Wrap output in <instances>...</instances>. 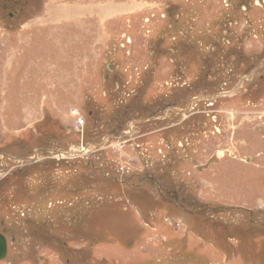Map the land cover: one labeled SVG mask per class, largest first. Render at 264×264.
Returning a JSON list of instances; mask_svg holds the SVG:
<instances>
[{"label":"rangeland","instance_id":"rangeland-1","mask_svg":"<svg viewBox=\"0 0 264 264\" xmlns=\"http://www.w3.org/2000/svg\"><path fill=\"white\" fill-rule=\"evenodd\" d=\"M262 62L264 0H0V264H264Z\"/></svg>","mask_w":264,"mask_h":264},{"label":"water","instance_id":"water-1","mask_svg":"<svg viewBox=\"0 0 264 264\" xmlns=\"http://www.w3.org/2000/svg\"><path fill=\"white\" fill-rule=\"evenodd\" d=\"M264 62H262V65ZM7 252V242L3 232H0V260L3 259Z\"/></svg>","mask_w":264,"mask_h":264},{"label":"trees","instance_id":"trees-1","mask_svg":"<svg viewBox=\"0 0 264 264\" xmlns=\"http://www.w3.org/2000/svg\"><path fill=\"white\" fill-rule=\"evenodd\" d=\"M178 204L180 205L181 204V202H178ZM182 205V204H181Z\"/></svg>","mask_w":264,"mask_h":264},{"label":"bare ground","instance_id":"bare-ground-1","mask_svg":"<svg viewBox=\"0 0 264 264\" xmlns=\"http://www.w3.org/2000/svg\"><path fill=\"white\" fill-rule=\"evenodd\" d=\"M71 152H72V150H71Z\"/></svg>","mask_w":264,"mask_h":264},{"label":"flooded vegetation","instance_id":"flooded-vegetation-1","mask_svg":"<svg viewBox=\"0 0 264 264\" xmlns=\"http://www.w3.org/2000/svg\"><path fill=\"white\" fill-rule=\"evenodd\" d=\"M7 242V241H6Z\"/></svg>","mask_w":264,"mask_h":264}]
</instances>
